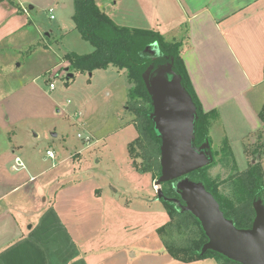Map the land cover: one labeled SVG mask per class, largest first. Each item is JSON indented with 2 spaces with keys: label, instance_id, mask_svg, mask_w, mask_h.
Instances as JSON below:
<instances>
[{
  "label": "crops",
  "instance_id": "crops-1",
  "mask_svg": "<svg viewBox=\"0 0 264 264\" xmlns=\"http://www.w3.org/2000/svg\"><path fill=\"white\" fill-rule=\"evenodd\" d=\"M34 1L0 0L1 42L11 37L13 41L15 38L25 43L26 36L15 35L28 26L34 27L42 37V28L34 17L36 6H27ZM54 1L42 0V3L53 9ZM96 1L105 7L112 2ZM136 4L149 23L144 28H154L153 23L159 19L187 24L185 66L203 109L218 110L217 126L225 128L232 150L233 139L242 143L248 133L260 131L264 126L259 116L264 107V0H136ZM23 6L28 7L29 15ZM35 79L12 93L29 86ZM12 93L1 98L0 104L13 96ZM8 153L9 150L0 153V159ZM13 154L14 162L19 156ZM47 158L46 154L44 160ZM262 161L264 165V155ZM3 164L0 160V172ZM14 171H25L27 178L12 181L0 175V264L213 263L208 258L182 262L172 257L166 247L157 252L150 250L135 233L124 236L126 223H139L140 209L151 213V206H155L157 211L159 199L152 198V190V195L145 192L148 186L134 181L132 187L141 195L136 196L134 192V197L126 201L107 196L101 201L104 197L101 186L90 187L86 199L79 180L61 183L57 191L47 194L48 184L44 188L39 185L38 175L32 174L27 166ZM44 173L45 170L41 172ZM67 193H74L68 205H57V198L62 194L64 198ZM136 200L143 204L137 203L138 209H134ZM157 212L166 217L165 223L169 220L166 210ZM102 213L105 222H95V215Z\"/></svg>",
  "mask_w": 264,
  "mask_h": 264
},
{
  "label": "rangeland",
  "instance_id": "rangeland-1",
  "mask_svg": "<svg viewBox=\"0 0 264 264\" xmlns=\"http://www.w3.org/2000/svg\"><path fill=\"white\" fill-rule=\"evenodd\" d=\"M34 2H28L27 6H36L34 17L42 28V37L34 27L28 26L15 35L26 36L25 43L15 38L13 41L11 37L3 42L0 39V99L36 77L29 86L19 88L17 93H12L13 96L0 104V153L6 150L10 152L0 159L4 163L0 175L12 178V181L27 178L25 171L11 169L16 159L13 162L14 153L32 174L38 175L39 185L44 188V184H48L47 194L57 191L61 183L79 180L85 199L90 187L98 185L104 191L101 201L107 196L126 201L134 197V192L136 196L141 195L137 188L132 187L135 181V184L148 186L149 190L145 192L149 194L152 190V198H158L155 182L159 177H153L152 173H148L150 176L140 173L133 165L131 167L133 159L129 155L128 145L139 133L127 102L132 84L126 73L115 67L99 69L92 74L72 71L74 77L67 80L68 72L65 69L69 63L60 62L62 56L69 51L89 53L94 47L75 28L72 18L74 0H55L53 13L49 12L50 7L42 0ZM99 4L118 24L141 28L149 24L136 0H112L106 7ZM51 14L54 19L50 18ZM153 26L168 40L180 41L183 45L186 43V23L159 19ZM46 32H50V35ZM32 35H36L34 40L31 39ZM50 82L55 83L54 89L50 88ZM86 136L90 139L86 140ZM211 136L213 151L226 147L224 143L228 135L224 127L214 126ZM231 136L236 138L233 134ZM258 136L259 132L248 133L242 143L233 139V158L238 171L246 170L259 157L258 153L253 154L254 150L259 149ZM48 149L58 155L55 164L50 158L44 160ZM141 160L137 158L139 163ZM227 163V166L223 163L213 166L210 174L226 179L236 171L231 159ZM44 170L43 175L41 172ZM228 187V183H225L220 188L227 193ZM67 194L64 198L63 194L57 198V205H68L74 193ZM137 203L143 205L137 201L134 209H138ZM151 207V213H144L140 209L137 213L139 223L125 224L127 230H124V236L135 233L150 250L157 252L165 247L158 228L166 221V217L157 211L166 210V207L161 200L156 205L157 211H154L155 206ZM105 220L104 213L94 217L98 223ZM190 234L191 231L187 229V233H175L173 239L185 242ZM207 258L219 264L216 258Z\"/></svg>",
  "mask_w": 264,
  "mask_h": 264
},
{
  "label": "trees",
  "instance_id": "trees-1",
  "mask_svg": "<svg viewBox=\"0 0 264 264\" xmlns=\"http://www.w3.org/2000/svg\"><path fill=\"white\" fill-rule=\"evenodd\" d=\"M75 11L72 16L75 28L82 38L89 41L94 49L92 52L79 54L66 52L60 62H68L74 72L93 73L99 69L115 67L124 71L132 86L129 88L128 106L134 116L138 137L128 145L132 165L140 173H152L153 177L161 176V144L151 114L153 112L152 96L148 89L145 74L149 69L153 73L158 67L171 65L173 71L182 77V83L191 94L196 107L198 119L195 125V145L209 143L213 160L203 168L190 174L192 180L202 181L206 188L219 201L227 218L232 219L237 227L249 228L255 218L254 201L262 199L264 204V126L258 131L259 149L253 151L259 157L243 171H238L233 150L228 138L222 150L213 151L211 129L220 123L218 110L206 112L195 91L189 73L184 63V45L180 41L168 40L155 28L130 27L118 24L96 0H74ZM153 67V68H151ZM264 121V107L259 112ZM261 137V138H260ZM218 156V158H217ZM141 158V162L137 161ZM236 170L226 179L213 177L210 168L223 163L227 166L230 159ZM228 183L229 191H221V185ZM162 189L167 197H173L172 182L162 183ZM169 215V220L158 228L166 250L175 259L191 262L207 257L216 258L219 264H241L229 259L221 253L208 250L201 254L202 246L207 236L200 221L190 212H182L173 202L160 199ZM191 231L185 242L173 239L175 233ZM189 232V231H188Z\"/></svg>",
  "mask_w": 264,
  "mask_h": 264
},
{
  "label": "water",
  "instance_id": "water-1",
  "mask_svg": "<svg viewBox=\"0 0 264 264\" xmlns=\"http://www.w3.org/2000/svg\"><path fill=\"white\" fill-rule=\"evenodd\" d=\"M153 68V67H151ZM66 78L74 73L66 67ZM145 80L152 96L151 117L162 139L161 176L156 180L157 199L175 203L182 212L192 213L207 236L201 254L208 250L221 253L241 264H264V204L254 201L255 218L249 228L237 227L226 217L219 201L202 181L188 177L213 160L209 143L195 145L196 104L171 65L151 69ZM56 136V134H54ZM171 181L178 197L165 196L162 183Z\"/></svg>",
  "mask_w": 264,
  "mask_h": 264
},
{
  "label": "built area",
  "instance_id": "built-area-1",
  "mask_svg": "<svg viewBox=\"0 0 264 264\" xmlns=\"http://www.w3.org/2000/svg\"><path fill=\"white\" fill-rule=\"evenodd\" d=\"M23 11L26 13V14H28L29 15V9H28V7H26V6H23ZM49 12L50 13H52L53 12V9H49ZM50 18L51 19H54V15L53 14H51L50 15ZM50 88L51 89H54L55 88V83L54 82H50ZM78 136H82L81 134H78ZM85 139L86 140H89L90 138L88 137V136H86L85 137ZM46 154H47V156L49 157V158H51V159H56V154H55V151L54 150H52V149H48L47 151H46ZM24 168H26V165H25V163H23L22 161H21V158L20 157H16V159H15V163L12 165V169L13 170H20V169H24ZM155 189H158V186L156 185V183H155Z\"/></svg>",
  "mask_w": 264,
  "mask_h": 264
},
{
  "label": "flooded vegetation",
  "instance_id": "flooded-vegetation-1",
  "mask_svg": "<svg viewBox=\"0 0 264 264\" xmlns=\"http://www.w3.org/2000/svg\"><path fill=\"white\" fill-rule=\"evenodd\" d=\"M173 197H178V195L176 194V195H174Z\"/></svg>",
  "mask_w": 264,
  "mask_h": 264
}]
</instances>
